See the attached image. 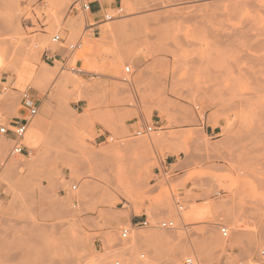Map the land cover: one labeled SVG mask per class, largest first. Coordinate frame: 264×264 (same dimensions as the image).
Wrapping results in <instances>:
<instances>
[{
	"label": "rangeland",
	"instance_id": "1",
	"mask_svg": "<svg viewBox=\"0 0 264 264\" xmlns=\"http://www.w3.org/2000/svg\"><path fill=\"white\" fill-rule=\"evenodd\" d=\"M75 1L0 0L12 57L0 67V121L26 115V90L39 105L26 152L10 155L12 141L0 151L4 169L15 164L0 173V259L166 264L190 250L175 264H264V71L251 67L253 45L264 53V0H103L124 15L95 33ZM146 124L156 129L136 136ZM142 234L169 238L123 254Z\"/></svg>",
	"mask_w": 264,
	"mask_h": 264
},
{
	"label": "built area",
	"instance_id": "2",
	"mask_svg": "<svg viewBox=\"0 0 264 264\" xmlns=\"http://www.w3.org/2000/svg\"><path fill=\"white\" fill-rule=\"evenodd\" d=\"M117 5L112 8L111 11H109V7H111V4L108 5L103 2V0H76L72 6V10L76 9L78 11H82L85 14H88L90 16L94 5L98 4L100 10L102 11L100 15L96 17H90V20L88 19L85 24L84 31H93L94 33L97 31H100L101 25L114 21L124 15V8L120 3L115 1ZM105 5V6H103ZM83 37V36H82ZM82 37H80L77 41L69 44L67 47L70 52H74L78 49H80L83 45L82 43ZM64 40V37L61 36V34L56 33L52 37V41L57 43ZM82 71L79 69V72ZM125 71L130 74L132 73L131 66L128 65L125 67ZM8 90V86H2L0 88V96ZM38 100H36L31 93L26 90L23 92V97L21 100V104L23 108L26 111V115L21 117H16L12 121L9 122V124L3 123L0 121V140L4 137L7 141H12V147L10 150V155H18L23 154L26 152V134L29 130V127L32 124L33 119L38 113L39 105L37 104ZM156 129V126L153 124H146L141 129L136 130L135 134L136 136H143V135H150L154 130ZM109 138L112 140L113 136H109ZM6 161L0 160V173L5 167ZM79 187L78 183H74L72 185V190H77ZM2 195V192L0 190V197ZM132 226L134 227H146L150 226L149 221L145 218L143 220L134 221L132 223ZM160 227L163 228H175L176 223L174 220H165L162 221L160 224ZM130 228H122L120 232V238L121 239H128L130 237ZM220 232L224 237L229 236V227L226 225H221ZM144 256V255H143ZM119 263V262H117ZM85 264H94L92 261H89ZM182 264H211L209 262L203 261L200 258H198L196 255H187Z\"/></svg>",
	"mask_w": 264,
	"mask_h": 264
},
{
	"label": "bare ground",
	"instance_id": "3",
	"mask_svg": "<svg viewBox=\"0 0 264 264\" xmlns=\"http://www.w3.org/2000/svg\"><path fill=\"white\" fill-rule=\"evenodd\" d=\"M139 2V0H137ZM148 1V0H147ZM151 2V0H150ZM262 35H264V32H262ZM264 39V38H263ZM263 43H264V40H263ZM263 47V50H264V46ZM56 47H54L55 49ZM252 50L254 51L252 54H251V67H252V70L253 72H256L257 71V67L259 65H262V69L264 71V53H261V54H257V45L254 44L253 47H252ZM8 59H11L12 60V57L6 52L4 51L2 48H0V67H3L4 69V66H5V62L8 60ZM10 62V61H9ZM38 77H41V74L38 75ZM64 79V78H62ZM262 79V80H261ZM260 80L261 81H264V77L261 78ZM62 81L61 82V87H63V85H67V84H70L72 83L73 81L70 79V78H66L64 80H60ZM262 89V88H261ZM259 90V89H258ZM263 96H264V85H263ZM35 126L36 127H39L40 126V122L37 121L35 123ZM27 137H29V134L27 135ZM4 138V137H3ZM2 138V139H3ZM1 139V140H2ZM0 140V151L1 152H4L7 148H8V144H9V141H7L6 139ZM98 154V153H97ZM97 154L94 153V154H90L91 157H97ZM34 163V162H33ZM32 163V165H33ZM19 164V163H18ZM15 169V164L14 163H10L8 166H6V168L4 169V175L7 176V178L11 175V171ZM31 169H34V168H31ZM13 172V171H12ZM138 176L141 174L142 170L141 169H137L136 170ZM33 173L30 172L28 173L27 175H25V180H26V183L28 184V188H32L31 192L33 194L36 193V190H37V187L32 184V180L34 179V174L32 175ZM40 186V185H39ZM3 207L0 205V210H2ZM151 236H155L158 240H163V239H168L169 238V235H164V234H157V235H151V234H142V235H138V236H135L134 235V241L132 244H129V245H124L122 247H120L119 249L123 252V254H129L131 255L134 250L137 248V245L138 244H142V242L148 240ZM190 250H179V251H172L170 254H169V257H168V260L166 262V264H175V261H174V257H172L174 254H180V253H186V252H189ZM0 264H5L4 261H2L0 259Z\"/></svg>",
	"mask_w": 264,
	"mask_h": 264
},
{
	"label": "crops",
	"instance_id": "4",
	"mask_svg": "<svg viewBox=\"0 0 264 264\" xmlns=\"http://www.w3.org/2000/svg\"><path fill=\"white\" fill-rule=\"evenodd\" d=\"M104 2V1H103ZM105 4H107V2H104ZM103 6H105V5H103ZM101 10H100V8H99V5L98 4H95L94 5V8H93V10H92V12H91V14H90V17H96V16H98V15H100L101 14ZM53 52H54V54L57 52V49L55 48V49H53Z\"/></svg>",
	"mask_w": 264,
	"mask_h": 264
}]
</instances>
